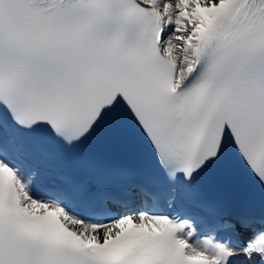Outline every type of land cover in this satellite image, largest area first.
I'll return each instance as SVG.
<instances>
[{
    "label": "snow or ice",
    "instance_id": "6c2138e0",
    "mask_svg": "<svg viewBox=\"0 0 264 264\" xmlns=\"http://www.w3.org/2000/svg\"><path fill=\"white\" fill-rule=\"evenodd\" d=\"M0 264H264V0H0Z\"/></svg>",
    "mask_w": 264,
    "mask_h": 264
}]
</instances>
